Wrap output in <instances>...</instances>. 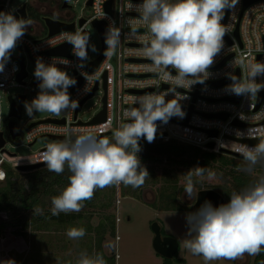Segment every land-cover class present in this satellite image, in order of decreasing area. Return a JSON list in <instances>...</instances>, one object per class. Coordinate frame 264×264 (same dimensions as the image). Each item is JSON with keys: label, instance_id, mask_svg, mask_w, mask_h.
<instances>
[{"label": "clouds", "instance_id": "obj_1", "mask_svg": "<svg viewBox=\"0 0 264 264\" xmlns=\"http://www.w3.org/2000/svg\"><path fill=\"white\" fill-rule=\"evenodd\" d=\"M238 0H140L129 3L130 11L138 13L139 24L147 29V35H137V25L130 21V36L141 44V53L151 63L148 70L157 73L160 79L174 88L161 94H150L133 98L134 107L123 112L120 127L113 132V139L99 138L94 133L78 135L74 141L53 142L46 146L43 161L50 172L62 174L65 166L71 172L68 185L51 198V214L80 212L84 202L93 199L98 189L123 184L133 188L141 187L150 175L143 166L138 153L140 139L151 143L156 138L157 121L167 123L172 116H182L180 100L185 97L177 88L190 89L209 78V68L215 57L225 47L224 37L229 31L222 23L226 10L234 8ZM32 21L16 17L10 12L0 11V72L18 45L28 33ZM121 32L115 21H109L104 34L106 45L103 55L111 57L120 43ZM91 37L83 29L67 34L76 58V68L84 70L89 51L97 48L90 43ZM63 58L52 57L45 62L37 57L33 71L38 81L37 95L24 101L26 115L48 112L59 116L62 112L76 110L79 101L73 99L69 89L77 80L64 68ZM247 78L243 81L230 75L232 83L228 89L240 96L255 98L264 90V62L250 61ZM87 84L84 91H90L89 76L81 71ZM169 92L172 99L166 100ZM238 152L246 165L238 170L251 174L255 167L264 165V140L254 146L242 145ZM205 167L196 166L186 172L185 194L191 198L194 192L193 175L202 177ZM211 176L212 173H209ZM6 174L0 172V180ZM35 213L43 214L41 208ZM187 225L184 247L193 255L203 257L206 264L221 259L236 260L245 254L256 256L264 252V175L239 192H233L227 203L214 206L206 200L195 212L185 215ZM69 239L78 240L86 235L83 227L67 230ZM11 264H15L11 260ZM77 264H106L102 254L80 253Z\"/></svg>", "mask_w": 264, "mask_h": 264}, {"label": "built area", "instance_id": "obj_2", "mask_svg": "<svg viewBox=\"0 0 264 264\" xmlns=\"http://www.w3.org/2000/svg\"><path fill=\"white\" fill-rule=\"evenodd\" d=\"M70 0H55L53 7L44 0H25L24 3L43 10V16H49L54 20L65 23H73L74 29L61 30L55 34L48 35V27L45 24L43 34L42 30H37L31 25L34 35L26 34L19 42L18 46L23 49L36 62L37 57H42L45 62H49L52 57L63 58L64 64L58 65L65 67L66 64L71 66L66 69L75 79H81L80 85L71 93L73 99L79 102L84 99L93 90L92 96L98 89L101 90L100 108L88 119L83 120L78 115L88 97L80 106L75 114V110L62 112L60 116H45L30 121L26 126L20 127L16 120L20 119L10 116L2 122L0 117V134L3 133L5 143L0 147V172L7 176V170L13 169L19 172H27L18 169L21 166H28L43 162V154L46 150L44 145L38 150L17 156L16 153L6 150L8 122L14 120L16 131L19 133L15 142L20 144L32 145L41 137L55 135L57 138H50L53 142H62L72 140L74 135L85 133H107L113 135L123 120V112L132 104L133 98L144 97L150 94H161L166 90L174 88V85L163 82L157 73L148 70L150 61L145 58L140 49L141 44L138 39L130 36V21L137 25V35H147V29L139 24L138 13L130 11L129 3H140V0H92L89 6L91 14L89 16H79L76 20L68 19ZM111 2V12L106 9V4ZM10 0L0 3L3 8L2 12H10L20 18L18 8L11 11L9 8ZM23 3V4H24ZM66 4V6H63ZM244 0H238L234 8L226 10L222 23L228 26L229 31L224 37L225 47L215 57L214 64L209 68V78L204 83H197L190 89L177 88L176 92L181 93L185 98L180 100L182 116H172L167 123L157 121L156 137L163 141L174 139L176 141L189 143L205 148L210 153H226L240 155L238 149L242 145L254 146L256 144L248 143L246 140L254 138H264V95L258 104L259 93L255 98H249L243 95H236L228 89L232 81L220 85H214L213 82L230 78V75L239 74V80L247 78V65L250 61L264 62V0H255L250 3L243 11ZM56 12V14H52ZM29 18V12L28 17ZM84 22L80 24V20ZM93 20L115 21V26L120 29V43L116 52L111 57L103 56L98 67L94 71L87 68L78 70L76 68V58L72 54V45L67 42V34L74 33L83 29L87 33L86 24H92ZM238 26V36L235 34ZM94 27V26H93ZM62 44L69 45L67 55L50 54L47 51ZM102 50V43L99 54L90 58L87 62L96 59ZM16 58L13 53L10 60L6 63L3 72H0V91H5L7 97L12 96L16 105L19 104L17 95H25V99L31 100L39 91L34 77H29L26 70L25 57ZM226 59V60H225ZM225 60V61H224ZM224 61L221 65H219ZM21 62L24 63L26 75L18 80L17 75L22 71ZM81 71L89 76L88 87L90 91H84L87 81L81 75ZM29 77V82L27 78ZM257 80H264V76L258 77ZM106 83V86L104 84ZM166 85V87H164ZM14 86H23L27 92L12 94L9 89ZM73 88V87H72ZM70 88L69 91L72 89ZM264 91V90H262ZM261 91V92H262ZM106 96V116L105 120L92 122V119L103 109V98ZM174 93L169 92L165 97L166 100L172 99ZM238 97L236 101L235 98ZM9 101V100H8ZM23 101V103H24ZM9 112H10V102ZM22 103V106H23ZM226 114L225 118L213 114ZM211 115V116H209ZM63 119V122L59 120ZM215 131L210 134L209 131ZM105 135V136H107ZM104 136V137H105ZM11 137V136H10ZM62 137V138H59ZM143 138V137H142ZM114 142V139L112 140ZM212 142L210 147L208 143ZM227 151V152H225ZM5 176V178H6ZM4 178V179H5ZM3 179V180H4ZM0 180V181H3ZM118 186V185H117ZM118 201V200H117Z\"/></svg>", "mask_w": 264, "mask_h": 264}, {"label": "rangeland", "instance_id": "obj_3", "mask_svg": "<svg viewBox=\"0 0 264 264\" xmlns=\"http://www.w3.org/2000/svg\"><path fill=\"white\" fill-rule=\"evenodd\" d=\"M25 0H10L9 8L15 11L17 7L24 3ZM53 7L55 0H44ZM5 0H0V3ZM86 0H70L68 9V19L76 20L79 16H89L91 8L85 6ZM29 18L37 30L45 29V23L42 19L44 7L39 10L34 6L28 5ZM87 33L91 37L90 43L95 45L97 52L89 51L90 58L96 57L100 52L101 40L100 35L92 24H86ZM27 34L34 35L35 30L31 27ZM16 58L25 57L26 70L29 77L33 76L35 68L34 60L18 45L13 51ZM18 59V60H19ZM63 68V67H61ZM67 70V69H66ZM68 71V70H67ZM71 75V73L68 71ZM29 77L27 82H29ZM12 94L24 93L27 90L23 86H14L9 89ZM102 92L98 89L94 96L87 99L79 112V117L83 120L92 116L99 108ZM25 101H30L26 99ZM7 93L0 91V117L2 122L8 118L9 103ZM45 116H56L48 112H35L28 117L25 112L24 103L22 106V116L16 122L20 127L26 126L30 121ZM60 116V115H59ZM103 138L113 140V135H107ZM102 138V139H103ZM6 150L22 156L38 150L44 145L52 143L48 137L39 138L34 144H20L15 142L7 134ZM141 141L147 142L141 138ZM163 139L156 137L151 143H161ZM180 142V141H179ZM189 150L191 154L201 155L205 148L180 142ZM140 158V157H139ZM213 162L223 167H243L246 161L238 156L226 153H212ZM186 161L190 159L185 156ZM141 160V159H140ZM141 163L147 168L149 176L144 184L139 188L125 186L123 184L112 185L104 189H98V196L92 206L82 211L83 216L72 221L45 219L40 224L30 223L27 227H18L21 234L14 232L15 227H9L0 236V264H77L80 253L87 251L89 255L100 253L103 255L106 264H161L162 257L152 248L153 230L151 224L158 221L163 229V234L174 236L179 242V248L176 257L183 258L179 261L174 257L172 264H206L203 257L191 254L184 247L187 225L185 215L192 211V205L196 199L197 192L200 189L212 188L220 193L223 181L220 174H215V166L207 167V171L202 177L193 175L194 192L189 199L185 194V173L196 167L191 163L182 165H170L165 160L159 163ZM221 170L219 169L218 172ZM223 174H229L225 169ZM209 173H212L210 176ZM259 174V175H257ZM252 177L264 175V165L258 164L250 174ZM225 200L227 196L224 193ZM118 200V201H117ZM227 203V202H225ZM4 216L0 213V220ZM109 219L115 225V235H110L109 231L105 233L102 251L98 252L96 247L97 229L99 225L108 226ZM72 227H83L86 235L78 240L69 239L67 230ZM109 229V228H108ZM21 237L25 244L23 250L14 244V240ZM115 245V253L112 246ZM109 246V247H108ZM115 255V258H114ZM209 264H254V256H243L236 260L221 259L209 262ZM264 264V261L261 262Z\"/></svg>", "mask_w": 264, "mask_h": 264}, {"label": "trees", "instance_id": "obj_4", "mask_svg": "<svg viewBox=\"0 0 264 264\" xmlns=\"http://www.w3.org/2000/svg\"><path fill=\"white\" fill-rule=\"evenodd\" d=\"M140 146L141 151L138 155L143 162L159 163L165 160L172 166L186 163L205 168L215 166L218 168L215 169V174H220L223 181L222 194L224 195L225 193L228 200L234 191L239 192L258 178L252 177L245 171L238 170L242 167H223L220 164H214L212 153L206 150L199 156L191 154L186 146L174 139H169L161 143L141 141ZM185 156H189L190 159L186 161L184 159ZM219 169L221 170L220 172H218ZM225 169L228 170L229 174L225 175L222 173ZM70 175L71 172L67 168V165L65 166L64 172L59 175L50 172L47 166L27 172L8 169L6 178L0 181V213H4V217L0 220V236L9 227H15L14 232L21 234V227H27L30 223L40 224L47 218L59 221H72L81 218L83 216L82 211L95 203L98 190L95 192L93 199L84 202V207L80 212L60 213L58 216L51 214V198L58 195L68 185ZM36 208H41L43 214L35 213L34 209ZM107 230L110 235H115V225L111 219H109L108 226L101 223L97 229L96 249L98 252L102 251V242ZM162 233H164L163 229ZM115 250V246H112L114 253ZM175 258L179 261L184 260L176 256ZM263 258L264 252L256 255L254 264H260ZM171 263L172 260L169 258L162 259V264Z\"/></svg>", "mask_w": 264, "mask_h": 264}, {"label": "water", "instance_id": "obj_5", "mask_svg": "<svg viewBox=\"0 0 264 264\" xmlns=\"http://www.w3.org/2000/svg\"><path fill=\"white\" fill-rule=\"evenodd\" d=\"M253 1H255V0H244L242 11L250 3H252ZM91 2H92V0H88L87 1V5H90ZM111 2L112 1H109L106 4V9L109 12H111ZM63 6H66V4H64ZM2 8H3V6L0 4V11L2 10ZM18 12L20 13V17H23V18H27L28 17L27 6H26L25 3L22 4V6L20 8H18ZM42 19L44 20V23L48 27V35L55 34V33L59 32L61 30H65V29H74V24L73 23H65V22H62V21H59V20H54V19H52L49 16H43ZM83 22H84V19H81L80 20V24H82ZM92 25L97 29V31H98V33L100 35V40H101V43H102V50H101L100 55L96 59H94V60H92L90 62H87L86 68L89 71H94L98 67L99 63L101 62V60H102V58L104 56L103 52H104L105 47H106V45L104 43V34H105V31H106V28H107L106 21H104V20H93ZM235 34L238 36V26L236 28ZM47 52L50 53V54L67 55L68 52H69V45L68 44H62L60 46H56V47L48 50ZM224 61H222L219 65H221ZM21 68H22V71L17 75L18 80H21L26 75V72L24 71V63L23 62H21ZM235 77H237L239 79V74L237 73V75H235ZM76 80H77V84H76L75 87H73L69 91L70 93L75 88H77L80 85V83H81V79H76ZM229 81H232V80L230 78H227V79H222V80L213 82V84L214 85H220V84H223V83L229 82ZM36 83L38 84V81H36ZM104 86H106V83L104 84ZM164 87H166V85H164ZM96 88H97V86L95 85V87L88 94V96H86L84 99H82L79 102V108L82 105V103L88 97L92 96V94H93V92H94V90ZM263 95H264V91L259 93L258 104H259L261 98L263 97ZM17 98H18V101H19L18 105H16L15 99L12 96L8 97V100L10 102V112H9V114H10V116H14L16 118H19L20 115H21L22 103H23V101L25 99V95L18 94ZM235 100L237 101L238 97H236ZM103 102H104L103 109L92 119V122H100V121L105 120V116H106V96H104ZM79 108H77L75 110V114L77 113ZM213 115L220 116V117H223V118H225L227 116L224 113L223 114H213ZM209 116H211V115H209ZM59 121L63 122V119H61ZM8 131H9V134H10L12 139H14L19 134L16 131L14 120H11V121L8 122ZM209 133L210 134H215L216 132L211 130V131H209ZM95 135L102 139L105 135H107V133H100V134H95ZM48 136L50 138H57V136H55V135H48ZM77 136L78 135L72 136L71 137L72 140L74 141ZM59 138H62V137H59ZM261 140H264V138L260 137V138L248 139L246 141L248 143H251V144H257ZM4 143H5V139L3 137V133H1L0 134V147L3 146ZM212 145H213L212 142L208 143V146L211 147ZM225 152H227V151H225ZM227 153H230V154H232L234 156H238V157L243 158L242 156L237 155V154H233L231 152H227ZM44 166H46V164L43 161V162H40V163L28 165V166H21V167H18V169L23 170V171H31V170L38 169V168H41V167H44ZM206 200L211 201V203L214 206H218V205H220L222 203H225V198L219 191H217L215 189H212V188L200 189L197 192L196 200L194 201V203L192 205V211L195 212L197 209H199L200 206ZM2 215L4 216V213H2ZM151 229L153 230V234H154L153 239H152V248H153V250L158 255H160L163 258H169V259L174 258L175 254L177 253L178 248H179L178 240L172 235H169V234L164 235L162 233L161 225L159 224L158 221H153L152 222ZM14 244L19 248V250H23L25 248V244L22 242L21 237L15 239L14 240Z\"/></svg>", "mask_w": 264, "mask_h": 264}, {"label": "flooded vegetation", "instance_id": "obj_6", "mask_svg": "<svg viewBox=\"0 0 264 264\" xmlns=\"http://www.w3.org/2000/svg\"><path fill=\"white\" fill-rule=\"evenodd\" d=\"M52 14H56V12H53ZM206 189V188H205ZM222 194V193H221ZM223 195V194H222ZM224 196V195H223ZM225 198V197H224ZM196 200V199H195ZM225 202H228V201H226L225 200ZM164 235H166V234H164ZM104 241V240H103ZM115 246V245H114ZM102 247H103V242H102ZM109 247V246H108ZM104 248V247H103ZM105 249V248H104ZM106 250V249H105ZM175 256H176V254H175ZM174 256V257H175ZM245 257H246V254L244 255ZM248 256V255H247ZM180 258V257H179ZM162 259H163V257H162ZM254 259H255V256H254ZM171 260H174V258H172ZM264 261V258L262 259V261L261 262H263ZM261 262H260V264H261ZM161 264H162V262H161ZM172 264V263H171Z\"/></svg>", "mask_w": 264, "mask_h": 264}]
</instances>
